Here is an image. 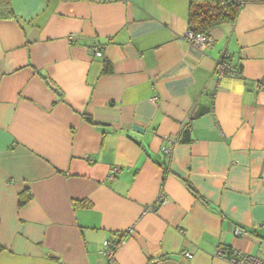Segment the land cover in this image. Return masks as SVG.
<instances>
[{"label":"crops","instance_id":"obj_1","mask_svg":"<svg viewBox=\"0 0 264 264\" xmlns=\"http://www.w3.org/2000/svg\"><path fill=\"white\" fill-rule=\"evenodd\" d=\"M11 1L0 264H104L120 239L113 264H230L219 247L264 259V3L200 51L190 3L218 0ZM225 53L240 74L218 81Z\"/></svg>","mask_w":264,"mask_h":264},{"label":"trees","instance_id":"obj_2","mask_svg":"<svg viewBox=\"0 0 264 264\" xmlns=\"http://www.w3.org/2000/svg\"><path fill=\"white\" fill-rule=\"evenodd\" d=\"M264 0H218L215 2H198L192 1L189 8V31L195 34H202L210 37L213 28L234 24L244 8L250 4H262ZM15 17L12 1L0 0V20H9ZM231 63V58H222ZM232 64V63H231ZM235 68H237L234 65ZM240 70V69H239ZM189 134L188 130L184 136ZM31 200L30 192L24 191L19 194V209L23 208ZM122 242L123 240H117ZM4 247L0 242V254Z\"/></svg>","mask_w":264,"mask_h":264},{"label":"built area","instance_id":"obj_3","mask_svg":"<svg viewBox=\"0 0 264 264\" xmlns=\"http://www.w3.org/2000/svg\"><path fill=\"white\" fill-rule=\"evenodd\" d=\"M186 41L188 44L192 47H194L197 50L204 51L208 47L212 45V39L209 37L202 35V34H195L193 32L188 31L186 34ZM95 56L98 58L103 57V51L102 48H96L95 49ZM222 58H229V54L225 53ZM220 59L215 75L220 81L225 76H238L240 74V70L238 68H235L233 64L230 62ZM157 100L156 97L152 99L153 102ZM190 123V120L188 119L186 121V124H184V127ZM162 153L168 157L172 158L174 154V146L169 141V144L164 146L162 148ZM120 172V168L116 167L111 170V180L115 178V175H117ZM158 202L162 204H167L166 198L161 194ZM243 235V232L241 230H236V236L240 237ZM122 242L118 241H112V240H106L104 242V248L102 250V254L105 258L104 264H113L117 251L120 248ZM185 256L188 259L192 258V255L189 253H185ZM215 257L224 260L230 264H264V259L258 258L256 256H253L249 253L238 251L231 249L229 247H219L215 253Z\"/></svg>","mask_w":264,"mask_h":264},{"label":"water","instance_id":"obj_4","mask_svg":"<svg viewBox=\"0 0 264 264\" xmlns=\"http://www.w3.org/2000/svg\"><path fill=\"white\" fill-rule=\"evenodd\" d=\"M51 87H52L53 89H56V88H55L54 86H52V85H51ZM134 131L139 132V133H144V130L141 129V128H139V127H134Z\"/></svg>","mask_w":264,"mask_h":264}]
</instances>
